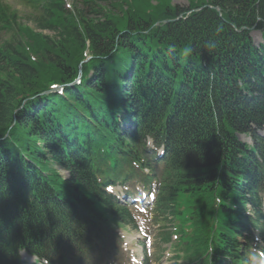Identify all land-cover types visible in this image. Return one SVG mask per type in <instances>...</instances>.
Listing matches in <instances>:
<instances>
[{"label":"trees","instance_id":"1","mask_svg":"<svg viewBox=\"0 0 264 264\" xmlns=\"http://www.w3.org/2000/svg\"><path fill=\"white\" fill-rule=\"evenodd\" d=\"M20 1L32 27L0 1V264L122 262L114 223L137 225L105 188L134 179L156 191L154 223L174 224L175 260L253 264L264 0Z\"/></svg>","mask_w":264,"mask_h":264},{"label":"rangeland","instance_id":"2","mask_svg":"<svg viewBox=\"0 0 264 264\" xmlns=\"http://www.w3.org/2000/svg\"><path fill=\"white\" fill-rule=\"evenodd\" d=\"M2 3L6 4L9 6L11 9L15 10L17 14L19 15V18L22 20L23 23L27 24L28 26L32 27L33 23L32 18L35 15V11L24 5L20 0H0ZM79 1V0H78ZM96 5L100 6H105L106 7V2L104 0H92ZM67 5H70V0H65ZM173 5H178L182 8L187 7V2L186 0H173L172 1ZM44 34L52 36L51 32L44 31ZM253 39L255 42L259 41V35L257 32L253 31L251 33ZM243 141H248L244 137H240ZM132 187H139L138 183H134L131 181L130 184H127V186ZM180 209L183 212L184 216H186L189 212L190 209L188 208L187 202L183 201L182 205H180ZM142 213V212H141ZM138 221L139 225L142 230V236L145 237L144 235L148 236L151 240L149 241L151 243V248H149L148 254L150 257H152V264H171L170 260H166L165 258L171 256L173 252L169 251L167 249V245L163 242L164 238V233H170L169 227L165 229L164 231L156 225L153 221L152 218L144 215L138 216ZM116 225V223H114ZM123 238V247L124 249L129 253V255H135L139 254L142 251V246L141 244L143 243L142 240L139 238L141 236H138L137 233L134 231L126 232V234L122 233L121 235ZM142 238V237H141ZM148 239L146 241V248H148ZM139 252V253H138ZM261 264H264L261 262Z\"/></svg>","mask_w":264,"mask_h":264},{"label":"snow or ice","instance_id":"3","mask_svg":"<svg viewBox=\"0 0 264 264\" xmlns=\"http://www.w3.org/2000/svg\"><path fill=\"white\" fill-rule=\"evenodd\" d=\"M53 87H55V85Z\"/></svg>","mask_w":264,"mask_h":264}]
</instances>
